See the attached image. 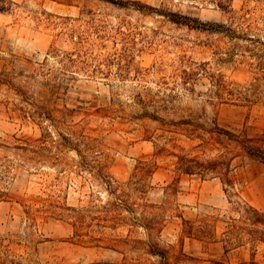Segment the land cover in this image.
Here are the masks:
<instances>
[{
    "label": "rangeland",
    "instance_id": "rangeland-1",
    "mask_svg": "<svg viewBox=\"0 0 264 264\" xmlns=\"http://www.w3.org/2000/svg\"><path fill=\"white\" fill-rule=\"evenodd\" d=\"M8 1L0 0V264H150L158 259L139 241L148 232L171 260L182 244L195 258L188 264H264L263 243L226 251L221 241L237 216L229 200L264 214V163L223 146L224 137L202 139L215 126L264 139V0ZM63 136L80 138L85 160ZM225 151L237 154L236 196L215 175L175 164V153ZM140 159L154 160L150 176H133ZM180 215L194 223L192 236Z\"/></svg>",
    "mask_w": 264,
    "mask_h": 264
},
{
    "label": "trees",
    "instance_id": "trees-1",
    "mask_svg": "<svg viewBox=\"0 0 264 264\" xmlns=\"http://www.w3.org/2000/svg\"><path fill=\"white\" fill-rule=\"evenodd\" d=\"M3 2H9L8 0H2ZM112 1V0H109ZM115 1V0H114ZM121 1V0H119ZM0 10H4V8L0 7ZM174 21L191 25L189 24L192 19L190 16L178 15L176 18H173ZM196 19V18H195ZM210 137L202 138L204 143L211 142L210 139L214 140V142L220 143L221 137H224L226 140L223 144L225 146L228 143L235 145L239 148L240 152L237 154H243L250 158L260 160L264 163V139L261 136H251L245 130H241L239 132H234L224 127L215 126L210 130H206ZM199 138L202 136L199 135ZM63 145L71 150H75V152L81 157V160H85V155L82 154V148L79 146V140L74 141L72 137L63 136ZM85 138H83V141ZM84 143V142H82ZM164 151V149L162 150ZM159 153V152H158ZM229 155L228 151L220 153L216 156L209 158H200L196 155H189L187 153H179L174 154L176 157V167L183 173L193 174L198 173L202 176L207 174H213L218 177L222 184L224 185V191L233 196H236L237 193L235 190V177L232 174L233 165L232 159L234 155ZM82 166H86V162L82 161ZM156 168L154 160H138L137 164L134 167V175L140 176H150ZM100 179L106 184V186L110 187L112 185L111 178L107 174H102L101 170H99ZM228 194V195H229ZM232 204V210L237 213L236 217H230V221L227 223L225 229L222 231V245L224 250L227 251L229 246L232 248H237V246L243 245L245 243H250L253 246L256 243L264 244V214L258 208L253 205L245 202L244 200H229ZM145 206H151L147 203H144ZM126 211L133 212L134 209L132 206H127ZM182 220V233L185 236H192L196 228L194 227V223L189 219L183 218L180 215ZM116 219L123 222L124 218L120 216H116ZM137 219V218H136ZM150 221V220H148ZM124 223H127L124 221ZM129 223V222H128ZM132 225H141L146 230L159 231V227L156 228L152 225L140 224L137 220L129 223ZM146 240H139L143 243L144 253L150 257H157V262H151L150 264H188L192 263L195 258L191 255L187 254L183 248L182 244L179 247V250L173 256V260H171V255L168 247L160 245L158 242L152 240L150 233L148 232ZM215 264H225L220 261H215ZM120 264H147L145 262H121ZM236 264H257V262L252 258L249 261L242 260Z\"/></svg>",
    "mask_w": 264,
    "mask_h": 264
}]
</instances>
